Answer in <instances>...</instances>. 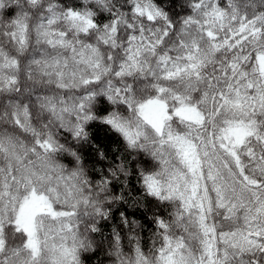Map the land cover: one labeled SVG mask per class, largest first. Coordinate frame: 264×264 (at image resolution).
Segmentation results:
<instances>
[{
  "label": "clouds",
  "instance_id": "1",
  "mask_svg": "<svg viewBox=\"0 0 264 264\" xmlns=\"http://www.w3.org/2000/svg\"><path fill=\"white\" fill-rule=\"evenodd\" d=\"M0 264H264V0H0Z\"/></svg>",
  "mask_w": 264,
  "mask_h": 264
}]
</instances>
